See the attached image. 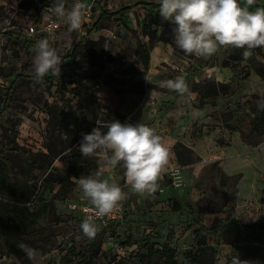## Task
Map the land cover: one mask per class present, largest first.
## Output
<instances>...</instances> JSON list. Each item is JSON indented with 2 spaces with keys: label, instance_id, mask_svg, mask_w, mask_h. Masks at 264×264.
<instances>
[{
  "label": "rangeland",
  "instance_id": "374dc122",
  "mask_svg": "<svg viewBox=\"0 0 264 264\" xmlns=\"http://www.w3.org/2000/svg\"><path fill=\"white\" fill-rule=\"evenodd\" d=\"M56 2L0 0V167H6L14 191L31 193L22 207L35 220L22 236L27 243L21 249L24 261L0 246V264H86L90 258L92 264H163L151 250L164 246L174 264H232L233 258L240 264H261L241 250L264 255V235L257 232L264 225V138L251 139V144L245 139L252 135V109L264 99V79L257 73H264V47L249 50L256 57L252 66L233 61L231 46L220 47L210 57L185 55L172 42V25L155 8L159 0H97L92 21L78 31L66 27L54 34L28 35L27 27L37 24ZM74 2L64 0L66 8ZM249 7H264V0ZM43 38L60 55L61 72H50L37 82L34 48ZM91 42L101 43L100 50L92 45L87 51ZM141 45L149 46L150 54L157 48L156 65L150 62L148 70L137 56ZM181 75L196 94L187 104L159 87L161 81ZM81 83L97 103L91 112L82 109L85 99L77 95ZM214 83L216 89V83L229 84L230 89L204 100L199 113L197 91ZM116 119L151 126L169 146L170 163L150 195L132 192L119 167L105 174L127 193L120 202L123 217L108 227L96 224V235L88 238L79 228L82 213L71 209L87 202L78 180L70 178L76 186L64 198L56 197L58 183L68 181L82 133ZM203 133H213L218 149L248 148L237 157L241 162L233 172H226L216 159L218 151L197 142L195 137ZM177 142H185L184 165L174 152ZM190 145L206 149L208 157ZM86 162L82 176L98 168L96 157H86ZM175 169H180L179 177L173 175ZM195 231L209 247L201 256Z\"/></svg>",
  "mask_w": 264,
  "mask_h": 264
},
{
  "label": "clouds",
  "instance_id": "9594fccd",
  "mask_svg": "<svg viewBox=\"0 0 264 264\" xmlns=\"http://www.w3.org/2000/svg\"><path fill=\"white\" fill-rule=\"evenodd\" d=\"M254 2L159 0L158 12L172 25V42L185 55L210 57L220 47L231 46L244 49L246 59L249 50L264 47V7L250 10ZM43 17L78 31L86 19V7L82 0H75L69 8L64 0H57L48 12H43ZM34 52L32 71L37 82L50 72H61V57L48 38L36 41ZM159 87L175 92L186 104L196 99L182 75L161 81ZM78 148L81 156L98 160L93 174L78 178L83 197L93 208V215L86 216L79 225L88 238L97 232L94 218L113 214L127 195L118 183L104 178L105 174L119 167L132 192L150 195L157 191L158 180L170 163L169 146L151 126L140 122L116 119L97 124L91 132L82 133ZM26 254L31 258L32 253ZM232 264H240L239 259L233 258Z\"/></svg>",
  "mask_w": 264,
  "mask_h": 264
},
{
  "label": "trees",
  "instance_id": "16d2710c",
  "mask_svg": "<svg viewBox=\"0 0 264 264\" xmlns=\"http://www.w3.org/2000/svg\"><path fill=\"white\" fill-rule=\"evenodd\" d=\"M35 2L32 1L30 5H33ZM43 7H48L47 4H43ZM35 8L37 10H40L39 5H35ZM155 8L159 9V4L155 6ZM103 14V13H102ZM105 14V13H104ZM97 46V51L100 50L101 43L99 42H91L89 46L87 47V51L91 50V46ZM243 51L244 49L241 48H235L233 50V55L231 59L233 61H242L246 62L247 66H252L253 62L255 61V56L249 55L246 59L243 57ZM137 56L142 62V65L145 70L149 69L150 65V48L147 45H141L137 50ZM263 79H264V73L263 72H257ZM220 92H225L228 90V87L224 85H218ZM215 84H211L209 87L203 89L201 92L202 97H210L212 93H214L215 90ZM78 96L81 97V99H85V104L83 105L82 109L86 111H92V109L97 105L93 95L89 93L88 89L83 86V84H80V90L79 93H77ZM216 95V94H215ZM259 105L257 107H253L252 111L254 113V118L251 122L252 127V135L251 136H245V139L247 141H250L251 139L261 140L264 138V99L259 98ZM99 105V104H98ZM250 139V140H249ZM182 146L180 148H177L176 155L179 159H182ZM86 157L81 156L79 152H76L73 154L71 158V165L69 167V178L67 183H64L63 181H60L58 184L60 185V188L56 194V197L63 196L65 197L67 191L74 188L76 186V182L73 180H70L71 177H74L78 180L79 177L82 176V167L86 164ZM5 166L0 167V195L3 197L2 199H5L8 201V203H4L5 200H0V246L4 248L8 253L11 255L16 256L21 262L24 261L23 258L25 256V251L21 250L23 245H26L27 243L24 241L22 236L30 229V226L34 225L35 220L34 214L30 213V211L22 207V205H25L29 203L31 199V193L28 195L26 194H20L16 190L14 191V187L10 186L8 174L5 170ZM49 206H44V209L48 208ZM49 209V208H48ZM50 210V209H49ZM246 229H250L249 227H245ZM257 232L264 235V225L257 229ZM196 235V243L198 247V253L201 256L203 254V251H206L209 249L206 238L201 237L199 234V231L194 232ZM72 252V250H71ZM241 253L244 257H249L251 260H254L256 262H259L261 264H264V255H261L258 252L250 251L247 249L241 250ZM152 255L159 256L160 258L164 259L163 264H174V256L171 254L170 250L168 249V246L162 247L160 251L152 252ZM75 255V254H74ZM68 256V253H67ZM65 256V257H67ZM200 256L197 260H201ZM192 259L196 258L195 256H190ZM64 258L62 259V261ZM86 264H92L91 258L86 262ZM152 264V263H149Z\"/></svg>",
  "mask_w": 264,
  "mask_h": 264
},
{
  "label": "built area",
  "instance_id": "2783aa9c",
  "mask_svg": "<svg viewBox=\"0 0 264 264\" xmlns=\"http://www.w3.org/2000/svg\"><path fill=\"white\" fill-rule=\"evenodd\" d=\"M97 0H91L87 3H83L86 7V19L82 24L81 28L84 24H89L92 21L93 15L95 14V3ZM49 8L45 9V12H48ZM68 27L67 24L54 21L53 18L49 17V19H44L43 14L41 15L40 21L37 24H32L27 27V33L31 37H35L38 33L41 35L46 34H54L59 32L61 29ZM80 28V29H81ZM173 175L179 177L180 169L173 170ZM87 208V211L85 209ZM72 210L79 209L83 215V219L88 215H93V208L87 202L82 205H72ZM123 217V208L119 205V208L111 215L105 216L102 218H94L97 225H101L103 227H108L110 224L119 221Z\"/></svg>",
  "mask_w": 264,
  "mask_h": 264
},
{
  "label": "crops",
  "instance_id": "0c3cea01",
  "mask_svg": "<svg viewBox=\"0 0 264 264\" xmlns=\"http://www.w3.org/2000/svg\"><path fill=\"white\" fill-rule=\"evenodd\" d=\"M155 49H157V48H155ZM155 49L154 50H152V54H150V62H151V67H154L156 64V62H155V58H154V56H153V53L155 52ZM256 51H258V49L256 50ZM158 55L159 54H157L156 55V57H158ZM250 55H252V54H250ZM254 55V54H253ZM255 56V55H254ZM256 58V57H255ZM157 59V58H156ZM236 62V61H235ZM150 66V65H149ZM225 68H228V66H227V64H225V66H224ZM215 84V83H214ZM211 85V84H210ZM216 85L218 86V85H224V86H226V87H228V90L230 89L229 88V84H224V83H216ZM207 87H209V85L207 86H205V87H203V88H201L200 90H198L197 91V93H198V95H200L199 96V100H201V105H200V107L198 108V112L199 113H202L203 112V108H204V103H203V101L204 102H206V101H208V99L209 98H212V97H216V96H218L219 94H227L228 93V90L227 91H225V92H220V90H219V86H218V88L216 89L215 88V92L214 93H212L211 95H210V97H206V98H203L202 97V94H201V92L203 91V89H205V88H207ZM216 94V95H215ZM201 111V112H200ZM201 117H203L204 115H207V114H199ZM203 115V116H202ZM202 135V134H201ZM213 133H211V134H204L203 133V137L201 138V136H197V137H195L198 141L197 142H201V144H203V147H206V145H204V144H208V146H207V149H209V150H216V151H218L217 152V154H216V152L214 151V153L217 155L216 157V159H218V160H221V164L225 167L224 169H225V171L226 172H233V170L235 169V166H237L238 164L237 163H240L241 161H239L238 159H237V157H241V155L242 154H244V152H246V151H248L247 149L248 148H244L243 146H241V145H239V146H235L234 148H233V150H231L230 151V147H223V149L221 148V147H219V149L217 148V147H215V141H214V139H213ZM193 137H194V134L192 135ZM189 139L190 140H192L191 139V135H190V137H189ZM206 142V143H205ZM210 142H213V144H214V146L210 143ZM185 142H177L176 144H175V146H174V152H175V155H176V150H177V148H180V146H182L183 147V144H184ZM186 143H188V141L186 142ZM185 145V144H184ZM189 145V144H188ZM191 146V148L192 149H194L195 151H197L198 149L200 150V153H203V156L206 158V157H208L207 155H208V151L205 149L203 152L201 151V149L200 148H194V147H192V145H190ZM200 146V145H199ZM238 150H240L241 151V154L238 152ZM221 152V153H220ZM176 157H177V155H176ZM177 159H178V162L179 163H181L182 165H184V163L182 162V159H179L178 157H177ZM226 159V160H225ZM231 162H233V163H231ZM242 164H240V166H241ZM241 167H243V166H241ZM248 172H250V170L248 171ZM250 173H252V171L250 172ZM245 227V226H244ZM199 234H200V232H199ZM195 240H196V235H195ZM162 249V248H161Z\"/></svg>",
  "mask_w": 264,
  "mask_h": 264
}]
</instances>
